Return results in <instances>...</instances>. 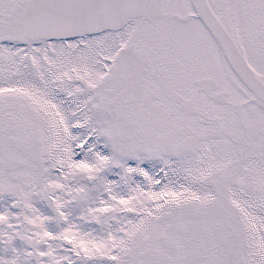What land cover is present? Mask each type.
Returning a JSON list of instances; mask_svg holds the SVG:
<instances>
[{"label":"snow or ice","instance_id":"1","mask_svg":"<svg viewBox=\"0 0 264 264\" xmlns=\"http://www.w3.org/2000/svg\"><path fill=\"white\" fill-rule=\"evenodd\" d=\"M0 264H264V0H0Z\"/></svg>","mask_w":264,"mask_h":264}]
</instances>
